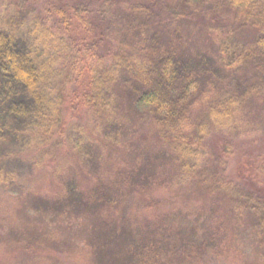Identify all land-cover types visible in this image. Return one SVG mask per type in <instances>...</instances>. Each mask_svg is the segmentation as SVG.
I'll use <instances>...</instances> for the list:
<instances>
[{"label":"trees","instance_id":"trees-1","mask_svg":"<svg viewBox=\"0 0 264 264\" xmlns=\"http://www.w3.org/2000/svg\"><path fill=\"white\" fill-rule=\"evenodd\" d=\"M183 19L197 28L212 24V46L195 49ZM244 29L253 32L251 39L243 36ZM256 98L264 102V0L0 4V183L13 185L16 173L41 166L53 147L65 143L97 167L105 146L127 136L135 109L154 118L163 156L176 163L175 182L210 196L211 214L200 210L186 219L185 213L171 211L149 221L160 222L156 229L149 223L144 230L141 223L134 224L143 221L133 216L104 222L108 230L86 243L99 264H174L172 259L188 264L189 258L203 262L205 253L214 256L221 250L231 224L232 237L250 228L264 260V185L255 192L229 177L228 143L222 153L227 161L220 160L224 168L209 163L207 141L218 131L249 135L253 124L242 119ZM77 104L90 110L86 125L100 132L101 140L70 120L69 109ZM41 145L33 158L24 157ZM257 159L264 180V152ZM151 171L144 160L135 169L121 171L114 184L100 181L92 189L69 179L62 198H43L33 208L52 212L53 218L61 211L118 208L153 186ZM9 193L21 198L24 190ZM173 222H180V228L171 237H184L169 244L167 234L156 233L171 231ZM223 226L226 233L220 230ZM157 253L167 255V262Z\"/></svg>","mask_w":264,"mask_h":264},{"label":"rangeland","instance_id":"rangeland-1","mask_svg":"<svg viewBox=\"0 0 264 264\" xmlns=\"http://www.w3.org/2000/svg\"><path fill=\"white\" fill-rule=\"evenodd\" d=\"M4 1L0 0V4ZM190 22L188 20L185 23V28L193 34L190 42L194 48L207 49L212 46L215 39L213 34H216L210 31L212 24H199L197 28L195 23ZM252 35L251 30H243L246 39H251ZM69 110H72L69 117L71 121L81 124L86 135L101 140L100 132L97 134L93 128L90 129L86 125L92 116L86 106L77 104L74 109ZM132 113L134 118L127 136L120 138L115 144L108 143L105 146L106 152L99 157L97 167L85 162L80 153L72 152L69 144L65 143L62 147H53L51 156L41 166H27L20 173H16L17 180L13 185L0 183V264H99L93 257L91 246L86 243L94 234L108 230L104 222H116L121 216L125 221L127 216H133V219L136 217L143 221L134 224L141 223L140 226L146 230L149 223H153L152 229L159 228L160 222L149 221L155 220L157 215L164 216L171 211L185 213L186 219H193L200 210L212 213L210 196L199 189L187 190L186 186L175 182L178 174L176 163L163 156L162 147L155 135L157 124L154 118L150 114L143 116L135 109ZM247 114L242 121L244 124H253L249 135L240 137L228 131H218L209 136L207 141L212 152L209 163L224 168L220 160H226L222 153L228 143L231 156L226 169L229 177L258 192L260 186L264 185V180L258 175L261 172L257 169L258 155L264 152V102L253 99ZM43 147H33L25 152L24 157L33 158ZM144 160L154 174L153 186L141 189V192H137L130 198L129 203L125 202L123 206L99 208L100 211H61L56 218H53L52 212L41 213L43 209L38 211L33 208L35 202L43 198H62L60 193L65 195L64 185L69 179H74L81 188L86 186L92 189L95 184L100 186V181L114 184V181L121 177V171L135 169ZM96 181L98 182L94 183ZM16 184H21V187H16ZM17 189L24 190L23 197L15 198L19 195L9 193ZM223 218L231 219L228 216ZM178 223L180 222L171 223V231L162 230L156 234H167V243L176 244L184 237L179 234L171 237L174 231L180 228ZM181 225L185 229V223ZM220 230L226 233V227L223 226ZM146 232L148 236L149 229ZM229 234L230 237L233 236L232 224ZM230 237L222 242L221 250L214 256L205 253L207 256L203 262H192L189 258L188 264H264L256 239L248 226L242 230L239 237ZM162 255L157 253L158 258L167 262V255ZM172 262L176 264L175 259H172ZM103 264H116V261Z\"/></svg>","mask_w":264,"mask_h":264}]
</instances>
